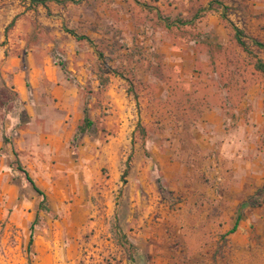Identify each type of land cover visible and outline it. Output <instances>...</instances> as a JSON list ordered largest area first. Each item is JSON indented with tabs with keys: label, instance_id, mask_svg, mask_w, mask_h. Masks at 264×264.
<instances>
[{
	"label": "rangeland",
	"instance_id": "rangeland-1",
	"mask_svg": "<svg viewBox=\"0 0 264 264\" xmlns=\"http://www.w3.org/2000/svg\"><path fill=\"white\" fill-rule=\"evenodd\" d=\"M209 1L0 0V264H264V50L168 25ZM221 1L264 42V0Z\"/></svg>",
	"mask_w": 264,
	"mask_h": 264
},
{
	"label": "trees",
	"instance_id": "trees-1",
	"mask_svg": "<svg viewBox=\"0 0 264 264\" xmlns=\"http://www.w3.org/2000/svg\"><path fill=\"white\" fill-rule=\"evenodd\" d=\"M47 1H54L57 3H66V2H73V3H78L82 0H29L30 6L35 7L37 5H43L46 6ZM147 8H151L149 5ZM218 8L221 10L220 12V17L221 19L226 23V25L233 31V36L236 41V43L248 54H252L251 51V46L258 47L260 49L264 50V42L256 39V38H251V43H248L246 41V35L244 31L239 28L230 18L228 14L229 7L225 5L221 0H210L206 5L199 7L196 12L193 14L191 19L188 20H181L177 19L174 21V23H169L170 24H179V25H187V24H192L194 23L197 19L201 18L205 13L211 11L212 9ZM15 18L12 19V21L9 23L8 27L5 28V33L7 31V28H10L14 24ZM66 32H68L70 35H72L76 40H85L92 46H94L93 41L90 37L87 35L83 34H78L72 29H65ZM99 58H102V53L98 52ZM255 68L261 72H264V63L262 62L261 59H257L255 62ZM93 125V122L91 121V118L87 112V109L84 108L83 110V118L79 125L77 126V130L74 135V139H77L80 135L84 134L87 130H89ZM3 141L7 142V138L3 137ZM12 154L14 156V164L15 168L19 170L21 173H23L25 180L31 185L33 190L39 195L40 199L38 201L37 207H36V213L33 221L30 224V238L28 241V250H30V246L32 244V232L34 229V226L37 224V222L40 220V213L41 212H49V204L48 200L46 197V194L44 193L43 190H41L33 180V178L30 176L29 172L26 170V168L21 164L17 152L12 149ZM127 173V169H125L124 174ZM238 224V218L235 221L234 225L232 228L228 231L229 233H232L236 230ZM27 264H31L30 261H28Z\"/></svg>",
	"mask_w": 264,
	"mask_h": 264
}]
</instances>
